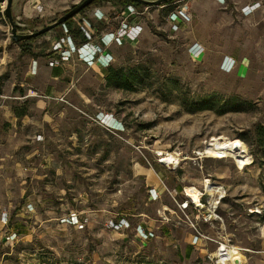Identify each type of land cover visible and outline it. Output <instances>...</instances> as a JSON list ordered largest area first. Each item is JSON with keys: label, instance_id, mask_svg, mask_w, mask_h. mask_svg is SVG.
<instances>
[{"label": "rangeland", "instance_id": "rangeland-1", "mask_svg": "<svg viewBox=\"0 0 264 264\" xmlns=\"http://www.w3.org/2000/svg\"><path fill=\"white\" fill-rule=\"evenodd\" d=\"M5 1L0 264H222L216 253L223 245L238 250L243 264H264V135L257 132L264 124V14L242 16L231 4L204 0L171 31L168 11L191 0L143 4L130 20L141 34L110 43L108 66L86 64L74 52L50 66L62 27L28 39L31 53H22ZM80 1L13 0L12 17L18 32L34 31ZM122 6L100 0L72 16L71 26L89 18L97 25L92 41L100 43L119 25ZM96 8L103 20L93 17ZM109 66L136 68L138 83L117 86L107 79ZM220 135L241 139L250 162L238 168L231 157L198 153ZM158 151L177 153V166ZM205 178L223 196L209 195ZM186 185L203 192L202 207L186 198ZM70 212L87 219L84 227L60 221ZM121 218L126 227L108 226ZM139 225L153 235L139 236Z\"/></svg>", "mask_w": 264, "mask_h": 264}, {"label": "built area", "instance_id": "built-area-1", "mask_svg": "<svg viewBox=\"0 0 264 264\" xmlns=\"http://www.w3.org/2000/svg\"><path fill=\"white\" fill-rule=\"evenodd\" d=\"M252 11L253 9H247V6L242 7V12L244 14H249ZM137 12L136 7L132 4L122 6L119 10V13L121 14L119 25L115 30H110L102 34L100 37V43L92 41L97 30V25L92 23L89 18L78 16L79 22L77 29L85 38V40L78 43V45L75 42V38H73L70 33L69 26H67L66 23H62L60 25L63 29L62 34L58 35V37L54 38L52 41L51 51L54 56L48 60V65L54 66L63 63L68 60L71 53L74 52L77 53L78 58L86 64L98 62L101 66H108L112 61V54L107 50L110 43H116L119 45L127 40H135L141 34L142 25L140 23L130 22L131 18L136 16ZM93 17L100 21L105 18V15L102 10L96 8L93 11ZM167 20L169 21L171 31L178 30L181 24L188 23L191 20L189 6L186 3L177 4L174 8L168 11ZM227 66H229L228 63H226V67ZM229 68H231V66H229L228 69ZM186 198L189 199L188 197ZM187 205V201L182 202V207H186ZM60 221L81 228L84 227L87 219L79 216L76 212H70L61 216ZM127 223V219L121 218L120 220H111L108 222V226L112 229H120L126 227ZM136 231L139 236L145 238L153 235L151 231L144 230L140 225Z\"/></svg>", "mask_w": 264, "mask_h": 264}, {"label": "bare ground", "instance_id": "bare-ground-1", "mask_svg": "<svg viewBox=\"0 0 264 264\" xmlns=\"http://www.w3.org/2000/svg\"><path fill=\"white\" fill-rule=\"evenodd\" d=\"M162 155L161 160L168 164H173L174 166L178 164L179 158L177 153L174 152H163L158 151ZM201 155H209L216 158L231 157L238 168H243L246 164L250 162V156L247 153L246 145L241 139H228L226 136H212L203 147L202 150L198 152ZM205 183L206 191L208 194H212L217 191L223 196V191L220 188H214L210 183L208 178L202 179ZM202 182V183H203ZM185 195L192 201L195 207H202L201 196L203 192L195 185H186L184 187ZM208 195V196H209ZM210 197V196H209ZM219 257V262L222 264H243V255L235 249L229 248L227 246H222L217 250L216 253Z\"/></svg>", "mask_w": 264, "mask_h": 264}, {"label": "trees", "instance_id": "trees-1", "mask_svg": "<svg viewBox=\"0 0 264 264\" xmlns=\"http://www.w3.org/2000/svg\"><path fill=\"white\" fill-rule=\"evenodd\" d=\"M100 0H93L91 4H95L99 2ZM174 0H170L165 4H170ZM119 3H121L123 6L126 4H132L136 8L139 6H142L143 4L136 1V0H118ZM89 4V5H91ZM89 5H87L85 8H87ZM83 8V9H85ZM82 9V10H83ZM81 10V11H82ZM72 18V17H71ZM71 18H68L65 23L67 26H69V30L73 38L77 39L79 36V39L84 41L85 38L80 34V31L77 28H73L71 25ZM19 29V28H18ZM35 37V36H34ZM34 37H30L27 39H22L19 40V44L21 45L22 53H31V49L29 47L24 46L23 44L28 40V39H33ZM107 72V79L110 81H113L117 86L123 87V88H134L135 85L138 83V71L136 68H129V69H114L113 67L109 66L106 69ZM257 132H259L261 135H264V124H260L257 127Z\"/></svg>", "mask_w": 264, "mask_h": 264}, {"label": "water", "instance_id": "water-1", "mask_svg": "<svg viewBox=\"0 0 264 264\" xmlns=\"http://www.w3.org/2000/svg\"><path fill=\"white\" fill-rule=\"evenodd\" d=\"M93 0H81L80 2H77L74 6H72L70 9H68L65 13H63L61 16L56 18L55 20L47 23L43 27L29 32H18L16 23L13 20L12 17V3L13 0H6L5 1V7H4V14L7 17L10 30H11V37L15 41H19L22 39H27L30 37L38 36L41 34H44L45 32H48L52 28L57 27L58 25H61L62 23H65V21L68 18H71L75 14L79 13L83 8H85L87 5L91 4ZM142 4L145 5H164L170 0H136Z\"/></svg>", "mask_w": 264, "mask_h": 264}, {"label": "crops", "instance_id": "crops-1", "mask_svg": "<svg viewBox=\"0 0 264 264\" xmlns=\"http://www.w3.org/2000/svg\"><path fill=\"white\" fill-rule=\"evenodd\" d=\"M203 1L204 0H191L189 7H191L195 11H197V9L202 5ZM214 1H216L214 3H217L218 6L222 5L223 7L231 4L230 8L235 9V11L238 12V15L247 16V17H256V16H261L262 14H264V0H214ZM244 6H247V9H253V11L251 13H249L248 15H245L242 12V7H244ZM61 34H62V32L60 29L59 35H61ZM34 62H36V64H37V61H34ZM96 64L100 65V63H98V62Z\"/></svg>", "mask_w": 264, "mask_h": 264}]
</instances>
